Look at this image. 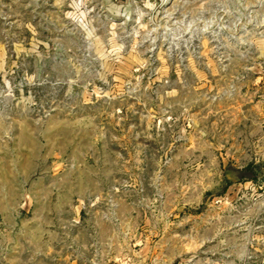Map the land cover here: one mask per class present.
<instances>
[{
    "label": "rangeland",
    "instance_id": "1",
    "mask_svg": "<svg viewBox=\"0 0 264 264\" xmlns=\"http://www.w3.org/2000/svg\"><path fill=\"white\" fill-rule=\"evenodd\" d=\"M0 264H264V0H0Z\"/></svg>",
    "mask_w": 264,
    "mask_h": 264
}]
</instances>
